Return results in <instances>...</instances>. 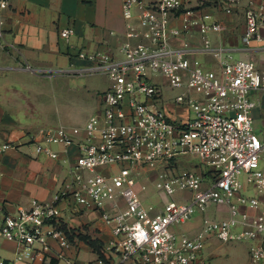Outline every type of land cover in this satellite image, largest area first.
Listing matches in <instances>:
<instances>
[{
    "label": "built area",
    "instance_id": "1",
    "mask_svg": "<svg viewBox=\"0 0 264 264\" xmlns=\"http://www.w3.org/2000/svg\"><path fill=\"white\" fill-rule=\"evenodd\" d=\"M241 1L121 0L125 34L145 41L124 42L119 58L106 51H78L90 64L75 71L104 72L109 85L99 93L100 110L89 116L85 136L77 141L72 179L52 201L32 199L0 223V235L16 244L13 260L56 257L78 264L49 242L71 246L58 207L61 198L70 197L99 211L115 236L106 248L116 259L99 256L93 264H208L201 250L210 236L248 242V264H264V133L255 132L257 101L250 96L264 90V68L214 47L210 38L222 29L214 11L230 15ZM9 5L10 0H0V38ZM242 13L243 45L264 41V0H245ZM176 19L181 27L173 24ZM194 26L199 47L187 36ZM72 33L71 27L59 30L66 40ZM172 37H181L180 43ZM195 50L211 54L217 67L204 66L193 57ZM157 75L179 89L172 101L187 109L186 118L166 110ZM74 141L66 128L48 127L34 143L35 152L56 157L52 145L66 150ZM11 147L12 142L0 143L2 151ZM186 154L197 157L208 173L177 171L174 162ZM142 173L153 174L154 186L165 197L161 208L142 202L138 189L145 184L137 180ZM177 191L183 200L173 197ZM210 205H226L229 215L205 216L191 235L171 228Z\"/></svg>",
    "mask_w": 264,
    "mask_h": 264
},
{
    "label": "crops",
    "instance_id": "2",
    "mask_svg": "<svg viewBox=\"0 0 264 264\" xmlns=\"http://www.w3.org/2000/svg\"><path fill=\"white\" fill-rule=\"evenodd\" d=\"M195 0H192L194 5ZM121 0H10L4 10L3 34L0 38V143L12 142L14 147L0 150V223L19 207H26L32 199L52 201L72 179V166L77 154V141L85 136V123L90 115L100 110L99 93L109 85L107 75L101 71L78 73L76 68L90 64L78 56L79 50L106 51L112 57H121V45L145 39L128 37L126 20L120 8ZM245 0L237 7L239 12ZM203 11L211 12L205 7ZM237 30L233 29L232 16L214 11L222 24L218 33H211V43L233 57L250 58L258 68H264V41L244 46L241 34L244 22L241 13ZM136 22V19H134ZM173 24L182 26L176 19ZM62 27L73 28L66 40L59 35ZM190 44L200 46L197 28L187 35ZM179 44L181 37H172ZM193 57L208 68H216L214 57L195 50ZM98 82H97V81ZM250 96L257 101L254 116L264 118V90H254ZM175 118H186L185 107L165 100L164 104ZM62 126L70 131L75 141L63 149L52 145L56 157L37 154L34 143L41 131ZM188 155V154H186ZM186 155L179 156L174 167L206 175L200 163H191ZM249 193L255 191L250 190ZM61 220L68 231L70 247L61 248L50 238L54 251L74 257L78 264H93L97 257L115 260L106 245L115 239L111 225L99 211L85 209L70 197L58 201ZM162 205L159 207L161 208ZM226 205H210L204 211L194 212L185 221L173 226L176 233L194 234L202 219L225 218ZM179 225V226H178ZM14 241L0 235V260L11 264H65L61 258L44 261L13 260ZM208 264H248V242H222L215 236L207 238L201 250Z\"/></svg>",
    "mask_w": 264,
    "mask_h": 264
},
{
    "label": "rangeland",
    "instance_id": "3",
    "mask_svg": "<svg viewBox=\"0 0 264 264\" xmlns=\"http://www.w3.org/2000/svg\"><path fill=\"white\" fill-rule=\"evenodd\" d=\"M199 3H200V0H195L193 4H199ZM208 4H209V2H207V5ZM239 13H241L242 19H243L242 11L239 12L237 10V8L232 12V14H230V16H232V18H233V20H231L232 22H230V23H233V29L234 30H237L238 24L241 21L239 15H238ZM243 22H244V20H243ZM155 81L160 84L162 96L164 97V99L173 102L172 99L175 96V94L179 92V89L170 87L167 80L164 77H162L161 75H157L155 77ZM253 125H254L255 132H257L258 134L264 133V118L254 116ZM185 158L190 159L191 163H198L199 162V159L197 157H195L194 155H191V154L186 155ZM261 165H262V163H261ZM149 174L150 175H146L147 177H144L145 174L142 173V175L139 178H137L139 185H140V183L145 184L144 189H138L137 188L138 194H139V196L142 199V202L144 204H152V205H154V207L156 209H159V207L163 204L165 197H163L161 191L154 186L153 174L152 173H149ZM137 187H140V186L137 185ZM180 196H181V192H179V191H177L173 195V197L175 199L183 200V199H180ZM168 198H170V197H168ZM196 211H200V210H195V212ZM179 225H181V224H179ZM173 226L175 227V225H173ZM173 226L171 227L172 229H173Z\"/></svg>",
    "mask_w": 264,
    "mask_h": 264
},
{
    "label": "trees",
    "instance_id": "4",
    "mask_svg": "<svg viewBox=\"0 0 264 264\" xmlns=\"http://www.w3.org/2000/svg\"><path fill=\"white\" fill-rule=\"evenodd\" d=\"M65 227V226H64ZM65 229H66V227H65ZM66 232H67V234H68V231H67V229H66Z\"/></svg>",
    "mask_w": 264,
    "mask_h": 264
}]
</instances>
